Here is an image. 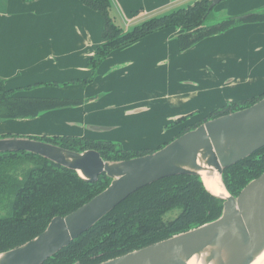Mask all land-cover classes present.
Masks as SVG:
<instances>
[{"label": "crops", "instance_id": "obj_1", "mask_svg": "<svg viewBox=\"0 0 264 264\" xmlns=\"http://www.w3.org/2000/svg\"><path fill=\"white\" fill-rule=\"evenodd\" d=\"M109 1L111 17L126 31L197 0ZM218 6L238 15L264 0ZM102 31V15L79 0H0L5 89L17 97L81 100L33 118L2 120L0 136L68 135L155 150L176 136L177 127L166 125L177 117L196 112L190 120H198L227 102L264 93V23L234 27L184 52L178 50L179 30H162L111 52L90 84H74L91 75L87 61Z\"/></svg>", "mask_w": 264, "mask_h": 264}, {"label": "trees", "instance_id": "obj_2", "mask_svg": "<svg viewBox=\"0 0 264 264\" xmlns=\"http://www.w3.org/2000/svg\"><path fill=\"white\" fill-rule=\"evenodd\" d=\"M79 1L99 12L103 18L102 42L87 61L91 75L73 82L81 86L94 80L95 70L111 52L156 32L170 28L179 30L176 37L178 50L184 52L203 39L224 34L234 27L264 23L262 6L206 25L215 7H209L211 0H197L187 7L152 16L125 31L111 17L109 0ZM263 98L264 93H261L227 102L198 120H189L196 112L177 117L169 124L171 128L179 127L173 139L209 119L250 107ZM79 104L81 100L17 97L14 91L6 90L3 81H0V121L33 118L44 111ZM6 137L16 136H0ZM29 138L75 152L95 150L104 161L143 156L167 144L155 150H126L111 141L85 137L64 135ZM263 172L264 147L224 169L221 178L228 194L237 197L250 181ZM110 182L111 179L105 174L100 175L95 182H86L75 171L30 153H0V211H4L0 216V253L35 238L46 229L52 218L64 217L74 211L103 191ZM222 209L223 200L209 193L200 177H166L131 194L89 230L42 264H100L212 222L220 217Z\"/></svg>", "mask_w": 264, "mask_h": 264}, {"label": "water", "instance_id": "obj_3", "mask_svg": "<svg viewBox=\"0 0 264 264\" xmlns=\"http://www.w3.org/2000/svg\"><path fill=\"white\" fill-rule=\"evenodd\" d=\"M222 1L211 0L209 7ZM262 147L264 98L250 107L209 119L158 150L122 161H104L95 150L75 152L29 137L0 138V153L39 156L75 171L89 183L102 174L111 179L88 202L64 217L52 218L41 234L0 253V264H42L137 190L176 175H194L202 181V174L217 173L221 178L224 169ZM211 194L223 200L218 219L100 264H188L189 259L201 254L213 264H250L264 249V172L237 197L228 192L226 197Z\"/></svg>", "mask_w": 264, "mask_h": 264}, {"label": "bare ground", "instance_id": "obj_4", "mask_svg": "<svg viewBox=\"0 0 264 264\" xmlns=\"http://www.w3.org/2000/svg\"><path fill=\"white\" fill-rule=\"evenodd\" d=\"M202 182L204 186L213 194L218 196H227V192L222 184L220 176L215 173L208 176L202 174ZM213 260L208 258L207 255H196L188 260V264H213ZM250 264H264V249L263 251L250 263Z\"/></svg>", "mask_w": 264, "mask_h": 264}, {"label": "rangeland", "instance_id": "obj_5", "mask_svg": "<svg viewBox=\"0 0 264 264\" xmlns=\"http://www.w3.org/2000/svg\"><path fill=\"white\" fill-rule=\"evenodd\" d=\"M228 1H231V0H225V1H222L220 4L221 5H223L224 3H227ZM220 4H218V5H220ZM216 6L215 8H214V11H213V14H211V16L208 18V20L205 22V24L206 25H210V24H213V23H215L216 21H221V20H223V19H225L226 17H229V16H232V15H230V14H228V7H225L224 9H226V10H224V11H222V9L220 8L219 10H218V8L217 7H219V6ZM98 69V68H97ZM97 69L95 70V75H94V78L96 77V72H97ZM190 120V119H189ZM191 121V120H190ZM169 124L170 123H168L167 125H166V128L167 129H170L171 127H169ZM177 129L179 130V127H177ZM177 133H178V131H177ZM98 140V139H97ZM111 142H114V143H117V144H119V145H124L122 142H120V141H117V140H113V141H111ZM4 214V211H0V216H2ZM174 216V215H173ZM172 216V217H173Z\"/></svg>", "mask_w": 264, "mask_h": 264}]
</instances>
